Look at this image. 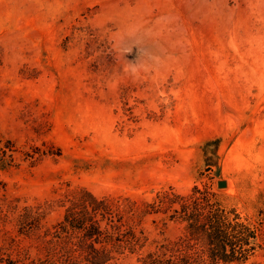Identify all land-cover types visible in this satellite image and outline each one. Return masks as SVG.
Here are the masks:
<instances>
[{"label": "rangeland", "instance_id": "obj_1", "mask_svg": "<svg viewBox=\"0 0 264 264\" xmlns=\"http://www.w3.org/2000/svg\"><path fill=\"white\" fill-rule=\"evenodd\" d=\"M195 186L257 227L264 264V0H0V264H93L89 193L124 205L97 264L200 249L152 207Z\"/></svg>", "mask_w": 264, "mask_h": 264}, {"label": "trees", "instance_id": "obj_2", "mask_svg": "<svg viewBox=\"0 0 264 264\" xmlns=\"http://www.w3.org/2000/svg\"><path fill=\"white\" fill-rule=\"evenodd\" d=\"M211 195L207 189L195 186L180 208H173L174 203L178 202L176 200L178 196L171 193L162 194L152 203V207L158 211L162 208L167 212L172 210L174 214L171 215V219L179 218L186 223L188 234L183 238L201 242L202 248L197 249L194 246L182 244L178 247L163 246L148 253L143 259L144 264H215L218 262L245 264L247 262L256 249L257 227L250 222L240 221L241 216L238 213H233L232 217V210H227L220 202H212ZM89 196L90 199L84 200L81 211L88 217H93L91 212H94L109 218L106 226V246L100 250L91 243L87 248L79 246L75 251L80 255L85 254L84 261H91L93 264H97L96 261H111L114 259L113 253L118 252L117 248L120 249L122 246L120 243L122 239L114 234L118 232L120 223L116 218L122 214L124 205L122 202L119 203L120 200L98 199L92 193H89ZM73 209L74 207L69 210L67 218L72 223L77 219L80 223L75 226L81 228L82 220L76 218L81 212H73ZM92 220V218L86 219V222L92 224L87 229L86 239L100 233ZM63 250L60 248L59 251ZM67 256H69L65 259L67 261L78 260V256L77 259H72L71 252H68Z\"/></svg>", "mask_w": 264, "mask_h": 264}, {"label": "water", "instance_id": "obj_3", "mask_svg": "<svg viewBox=\"0 0 264 264\" xmlns=\"http://www.w3.org/2000/svg\"><path fill=\"white\" fill-rule=\"evenodd\" d=\"M219 187H224L227 185V182L225 180H221L218 182Z\"/></svg>", "mask_w": 264, "mask_h": 264}]
</instances>
